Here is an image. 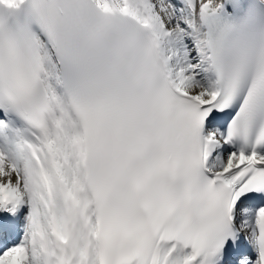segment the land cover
I'll list each match as a JSON object with an SVG mask.
<instances>
[{
	"label": "snow or ice",
	"instance_id": "6c2138e0",
	"mask_svg": "<svg viewBox=\"0 0 264 264\" xmlns=\"http://www.w3.org/2000/svg\"><path fill=\"white\" fill-rule=\"evenodd\" d=\"M0 264H264V0H0Z\"/></svg>",
	"mask_w": 264,
	"mask_h": 264
}]
</instances>
